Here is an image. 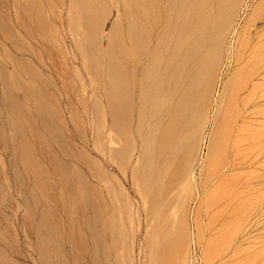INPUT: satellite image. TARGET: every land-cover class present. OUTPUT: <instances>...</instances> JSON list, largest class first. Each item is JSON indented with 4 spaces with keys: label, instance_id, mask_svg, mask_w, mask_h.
<instances>
[{
    "label": "rangeland",
    "instance_id": "obj_1",
    "mask_svg": "<svg viewBox=\"0 0 264 264\" xmlns=\"http://www.w3.org/2000/svg\"><path fill=\"white\" fill-rule=\"evenodd\" d=\"M259 72L264 0H0V264H264Z\"/></svg>",
    "mask_w": 264,
    "mask_h": 264
},
{
    "label": "bare ground",
    "instance_id": "obj_2",
    "mask_svg": "<svg viewBox=\"0 0 264 264\" xmlns=\"http://www.w3.org/2000/svg\"><path fill=\"white\" fill-rule=\"evenodd\" d=\"M194 2V1H193ZM195 3V2H194ZM193 3V4H194ZM197 3V2H196ZM196 3L194 4V5H196ZM193 6V5H192ZM195 14V13H194ZM236 31V30H235ZM221 34V33H220ZM250 34V33H249ZM222 35V34H221ZM251 35V34H250ZM216 37V36H215ZM248 40V39H247ZM247 44V43H246ZM260 45V44H259ZM245 47V46H244ZM258 47V46H257ZM252 48V47H251ZM250 48V49H251ZM255 51V50H254ZM249 52V51H248ZM247 55V54H246ZM259 55V54H258ZM249 56H250V54H249ZM255 56V55H254ZM243 57V56H242ZM256 57V56H255ZM254 57V58H255ZM260 57V56H259ZM263 57V56H262ZM262 57H261V59H262ZM254 60H256V59H254ZM242 61V60H241ZM239 62H240V59L239 58H237V60H236V67H238L239 66ZM255 62V61H254ZM257 62H258V60H257ZM242 63V62H241ZM256 63V62H255ZM263 63V62H262ZM261 63V65L263 66V64ZM258 64H260V63H258ZM256 65V64H255ZM252 66H253V64H252ZM258 66V65H257ZM254 68V67H253ZM252 69V68H251ZM255 69V68H254ZM258 69H256V71H257ZM252 72H255V70H253ZM251 72V73H252ZM255 74V73H254ZM264 74V72H259V73H257L256 74V77L255 78H258V77H260V76H262ZM253 75V74H252ZM263 78V77H262ZM249 79H250V76H249ZM166 80V79H165ZM211 82V81H210ZM249 82V81H248ZM250 83V82H249ZM248 83V84H249ZM253 83V82H252ZM197 84V83H196ZM244 85V84H243ZM251 85V84H250ZM225 86V85H224ZM227 87V86H226ZM258 87V86H257ZM198 88V87H197ZM245 88V87H244ZM246 89V88H245ZM207 90V89H206ZM249 90V89H248ZM255 90H256V88H255ZM209 91V90H208ZM230 91V90H229ZM260 91V90H259ZM255 92V91H254ZM242 93H244V92H242ZM253 94H255V93H253ZM223 97L222 98H224L225 97V95H226V89H224V91H223ZM228 96V95H227ZM220 98V97H219ZM251 98V97H250ZM252 98H254V96L252 97ZM238 99V98H237ZM256 99V98H255ZM254 99V100H255ZM221 100V99H220ZM232 100H233V98H232ZM253 99H252V101H254ZM251 102V101H250ZM254 103V102H253ZM253 103H252V105H253ZM251 104V103H250ZM255 104V103H254ZM257 104H258V102H257ZM234 105H235V103H234ZM243 109V108H242ZM246 110V109H245ZM244 113V112H243ZM252 113V112H251ZM247 115L249 114V112L248 113H246ZM244 115V114H243ZM243 118V117H242ZM245 118V117H244ZM244 122V121H243ZM175 127H176V125H175ZM172 128H174V127H172ZM173 131V130H172ZM175 131V130H174ZM171 135V134H170ZM172 135H173V132H172ZM170 137V136H169ZM169 137H167V139L169 138ZM164 141V140H163ZM159 144V143H158ZM159 146V145H158ZM161 146H162V144H161ZM161 148V147H160ZM173 157V156H172ZM171 157V158H172ZM165 159H163V161H164ZM168 161L170 160V159H167Z\"/></svg>",
    "mask_w": 264,
    "mask_h": 264
}]
</instances>
